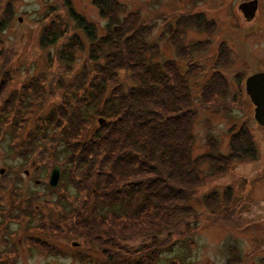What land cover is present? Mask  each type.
<instances>
[{
	"label": "rangeland",
	"instance_id": "obj_1",
	"mask_svg": "<svg viewBox=\"0 0 264 264\" xmlns=\"http://www.w3.org/2000/svg\"><path fill=\"white\" fill-rule=\"evenodd\" d=\"M122 1L124 16L137 11L150 26L148 38L159 50L155 60L175 59L181 71L187 69L181 58L196 66L189 81L190 106L195 109L193 158L217 151L227 155L228 129L243 123L256 156L228 163L223 172L202 160L199 174L205 180L191 198L196 229L169 239L162 232L152 257L146 250L152 248L149 236L120 239L126 253L114 251L119 245L112 241L100 249L99 244L78 238L69 217L94 195L74 171L71 177L64 174L66 152L58 143L41 141L43 137L32 143V149V133L27 132L43 124V117L61 104L63 96L73 107L86 101L81 86L87 81L83 67L89 49L85 43L71 60L68 54L59 59L60 48L74 33L73 21L66 24L62 0H0V167L5 168L0 173V264H264V127L256 123L254 105L245 92L247 76L264 70V0ZM71 2L96 25L98 36L106 33L107 21L91 0ZM198 12L214 22L212 28L207 29V22L197 26L188 21L172 40L169 29L182 15L195 20ZM58 20L66 24L61 26L65 33L55 44L42 45L44 29ZM182 46L187 48L186 54L182 52L185 57L176 53ZM216 51L228 57L226 68L214 65ZM214 70L226 79L225 95L222 89L203 85ZM99 117L92 118L84 139ZM209 136L218 143H211ZM23 140L27 143H18ZM55 162L61 165V175L52 189L48 176ZM98 204L103 210V203Z\"/></svg>",
	"mask_w": 264,
	"mask_h": 264
},
{
	"label": "trees",
	"instance_id": "obj_2",
	"mask_svg": "<svg viewBox=\"0 0 264 264\" xmlns=\"http://www.w3.org/2000/svg\"><path fill=\"white\" fill-rule=\"evenodd\" d=\"M91 2L107 21L104 32L108 34L98 36L96 25L79 14L71 0H62L66 24L73 21L74 33L59 54V59L68 54L71 60L73 53L86 43L89 54L83 69L88 76L81 86L86 101L73 107L65 104L68 98L63 96L61 104L43 117L44 123L27 132L32 133L29 144L34 149L32 143L43 137L41 141L58 143L61 151L66 152L64 174L71 177L74 171L82 177L79 182L86 183L88 194L94 195L93 199L88 196L89 202L75 208L69 217V225H74L78 238L99 244L100 249L112 241L119 245L113 247L114 251L126 253L120 239L149 236L152 248L146 250H151L152 257L160 246L158 235L165 233L169 239L172 234L196 229L191 198L205 180L199 174L200 162L208 159L223 172L228 163L255 158L256 148L243 123L228 129L227 155L217 151L193 158L195 109L190 106L189 81L195 77L196 66L181 58L187 66L186 71H181L175 59L155 60L159 50L157 43L148 38L150 26L143 23L137 11L124 16V1ZM203 15L198 12L195 20H185L183 17L189 16L182 15L173 30L169 29L170 38L177 40V29L187 26L188 21L197 26L207 22V29H211L214 22ZM58 22L44 29L42 45L55 44L63 36L61 26L66 24ZM53 25L58 27L54 30ZM176 50L179 57L184 56L182 52L187 53L183 46ZM228 62V57L220 53L214 65L226 68ZM207 80L205 88L222 89L220 93L225 95L227 83L220 71H212ZM96 115L105 121L84 139ZM208 138L211 143H218ZM18 143L23 145L27 141ZM98 202L103 203V210ZM165 238L161 243H165Z\"/></svg>",
	"mask_w": 264,
	"mask_h": 264
},
{
	"label": "water",
	"instance_id": "obj_3",
	"mask_svg": "<svg viewBox=\"0 0 264 264\" xmlns=\"http://www.w3.org/2000/svg\"><path fill=\"white\" fill-rule=\"evenodd\" d=\"M248 3H245L247 5ZM245 92L250 101L254 105V119L257 124L264 127V71L255 72L245 79ZM99 124H102L105 119L99 117L97 119ZM5 168L0 167V173L4 172ZM61 175V165L55 162L50 170L48 176L49 188H56L58 186Z\"/></svg>",
	"mask_w": 264,
	"mask_h": 264
},
{
	"label": "flooded vegetation",
	"instance_id": "obj_4",
	"mask_svg": "<svg viewBox=\"0 0 264 264\" xmlns=\"http://www.w3.org/2000/svg\"><path fill=\"white\" fill-rule=\"evenodd\" d=\"M217 52V51H216ZM264 71V70H263ZM25 173L27 174L28 172L27 171H25Z\"/></svg>",
	"mask_w": 264,
	"mask_h": 264
}]
</instances>
